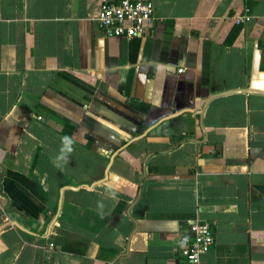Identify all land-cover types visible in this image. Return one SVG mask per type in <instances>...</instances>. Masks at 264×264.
<instances>
[{
	"label": "crops",
	"instance_id": "1",
	"mask_svg": "<svg viewBox=\"0 0 264 264\" xmlns=\"http://www.w3.org/2000/svg\"><path fill=\"white\" fill-rule=\"evenodd\" d=\"M101 1L0 0V264H186L194 218L205 264H264V0H152L131 37Z\"/></svg>",
	"mask_w": 264,
	"mask_h": 264
},
{
	"label": "built area",
	"instance_id": "2",
	"mask_svg": "<svg viewBox=\"0 0 264 264\" xmlns=\"http://www.w3.org/2000/svg\"><path fill=\"white\" fill-rule=\"evenodd\" d=\"M154 17L152 0H102L96 21L105 36L131 37L145 34ZM244 18L245 13L240 14L236 21L241 22ZM213 240V228L208 220H189L187 231L179 239V250L186 264H205L202 256L210 249Z\"/></svg>",
	"mask_w": 264,
	"mask_h": 264
},
{
	"label": "clouds",
	"instance_id": "3",
	"mask_svg": "<svg viewBox=\"0 0 264 264\" xmlns=\"http://www.w3.org/2000/svg\"><path fill=\"white\" fill-rule=\"evenodd\" d=\"M61 149H60V154L58 156V159L64 163H68L70 161V156L71 153L74 151L73 145H74V138L70 136H64L62 137L61 141ZM106 195L108 198L112 199L115 201L117 199V193L115 190L111 188L106 189ZM98 209L103 212L104 205L103 203L98 204ZM103 218V216H101Z\"/></svg>",
	"mask_w": 264,
	"mask_h": 264
}]
</instances>
